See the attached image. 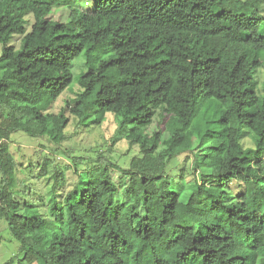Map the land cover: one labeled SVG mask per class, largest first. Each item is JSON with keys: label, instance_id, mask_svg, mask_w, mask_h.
<instances>
[{"label": "trees", "instance_id": "16d2710c", "mask_svg": "<svg viewBox=\"0 0 264 264\" xmlns=\"http://www.w3.org/2000/svg\"><path fill=\"white\" fill-rule=\"evenodd\" d=\"M77 2L0 0V219L18 243L3 264H264V0ZM60 9L68 22L47 18ZM83 52L80 91L55 112ZM106 114L135 127L125 180L101 158L23 168L9 151L15 131L54 151L71 116Z\"/></svg>", "mask_w": 264, "mask_h": 264}, {"label": "rangeland", "instance_id": "374dc122", "mask_svg": "<svg viewBox=\"0 0 264 264\" xmlns=\"http://www.w3.org/2000/svg\"><path fill=\"white\" fill-rule=\"evenodd\" d=\"M76 7L78 10L90 11L93 7V0H78ZM262 11L264 12V4H262ZM68 14V9H60L57 12L49 13L47 18L68 22ZM25 20V33H27L30 31L33 21L32 15L27 13ZM23 36L24 34L18 36L16 34L11 35L8 43L15 48H19L20 38ZM85 62L86 56L84 52L73 60L71 65L72 81L66 90L56 99L53 108L55 112H58L65 105V100L71 101L80 91L79 77L86 70L87 66ZM160 121V110H158L143 133L151 134L154 132L159 127ZM133 128H135L133 125L122 122L112 114H106L104 120L99 124L94 123L91 118H87L84 123L78 124L77 119L71 116L69 124L65 129V134L68 137L54 151H52V147L54 146L52 142H49L45 138L32 137L22 131H15L10 135L8 141L10 145L9 151L24 168L28 162L36 167L37 163L44 156L55 158L59 162L68 163L69 159L66 154L67 150H69L71 152L68 155L73 154L74 156H81L80 158H83L81 161L83 166L93 163L94 159L101 158L109 165L116 180H125L123 172L128 168L130 160L138 156L137 145H131L126 137L129 130ZM188 163L189 161H185L181 155L174 157L169 170H167L168 174L172 175L175 179L181 171L185 175ZM193 168H196V180H201L202 169L197 164L193 165ZM193 187V182L186 185L182 193L183 201L187 199ZM124 199V193L120 192L118 194V201H123ZM17 247L18 243L11 238L6 222L0 219V264H3L8 258L13 256Z\"/></svg>", "mask_w": 264, "mask_h": 264}]
</instances>
